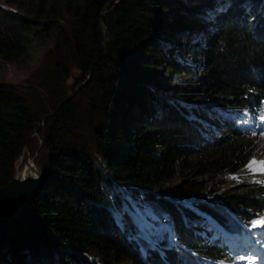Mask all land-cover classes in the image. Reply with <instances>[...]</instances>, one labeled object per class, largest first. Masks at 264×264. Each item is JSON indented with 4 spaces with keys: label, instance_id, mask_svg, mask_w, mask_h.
Wrapping results in <instances>:
<instances>
[{
    "label": "trees",
    "instance_id": "obj_1",
    "mask_svg": "<svg viewBox=\"0 0 264 264\" xmlns=\"http://www.w3.org/2000/svg\"><path fill=\"white\" fill-rule=\"evenodd\" d=\"M220 3L0 1L1 60L55 33L28 84L0 81V186L45 115L44 182L20 215L0 214V264H224L264 245L253 226L264 179L243 173L260 143L242 122L264 117V0ZM198 5L205 14L183 11ZM203 16L216 24L207 42L195 31L182 40ZM73 68L89 78L72 93ZM215 178L225 184L216 206L197 198ZM131 196L155 198L172 220L169 241L141 236Z\"/></svg>",
    "mask_w": 264,
    "mask_h": 264
},
{
    "label": "rangeland",
    "instance_id": "obj_2",
    "mask_svg": "<svg viewBox=\"0 0 264 264\" xmlns=\"http://www.w3.org/2000/svg\"><path fill=\"white\" fill-rule=\"evenodd\" d=\"M215 1L216 3L217 1L221 2L220 3L221 5L219 6L218 4L215 6V8L219 9L220 7L221 9H225L226 7L229 6L228 4L229 0H215ZM201 7L203 6L198 5L194 8L191 7V9L190 8L184 9L183 11L184 13H189L192 15H194L195 13L205 14V11L202 10ZM201 20L202 22L200 26L194 27L192 29L186 28V29L181 30L179 37H182L181 38L182 40L186 39L188 36H192L193 32L195 31V35L199 37L200 41H203L204 39H206L205 42H207L209 36L211 35L209 31L212 30L216 24L212 20V18H205V16H203ZM195 35L191 37V40ZM54 40H55V33L53 29L47 30L46 32L36 33L35 35H33L32 40L29 44V47H28L29 53L23 56L22 59H20L17 62H5L0 59V81H3V80L9 81L11 83H14L18 87L23 88L24 85L28 84L32 80V74L34 72V69L40 63L43 54L46 52V49L54 43ZM181 57L182 59H184L182 61L189 62L190 64L201 61L200 58L191 60L190 58L188 57L186 58L183 55ZM72 70H73L72 76L68 79V81L71 82L74 86L73 91H72L73 93L74 91L78 90L84 82L86 83L89 76H87L86 80L85 79L82 80L83 76L79 72V70L75 68H73ZM162 73H163L162 74L163 76L170 77L169 70L166 69L165 71H162ZM194 80L196 81L198 79H194ZM159 91H161V93L163 94L166 93V90H163L161 88ZM44 117L45 115L39 119V121L37 122L36 129L32 131L27 138V142L24 147V152L17 159L16 164H15V169H16L15 174L16 175L22 176L25 174V172L27 174L31 172V169H28L27 168L28 165L25 164L26 160H30L29 163L31 162V164L33 165L34 169H36V171L39 172L40 170H42L40 169L38 165V161L42 159L45 148L43 147L41 141L39 140L38 128L42 125ZM242 122H244L247 125H251V128L249 129L250 131L255 132V134L257 135V140L260 143L259 144L260 149H259L258 155L255 156L254 159H252L251 163L248 165L247 169L243 173L244 175H249L252 178L255 177L256 175H262L263 176L262 178L264 179V117H259L257 121H253V122L249 121L248 119H246V117H244ZM98 160L103 161V155L99 154ZM176 181L181 182V178H176L175 182ZM126 185L127 184H124L122 186H126ZM224 187H225L224 180H217V178L209 179V184L207 185L203 194L199 195L197 198L202 199V200H207L210 203H212L214 206H216L222 202L221 192L223 191ZM128 188L130 189V187ZM129 189L128 191H130ZM130 198H131V202H133L132 212L136 213L137 217L139 219H142L143 221V223L142 222L140 223L137 219H133L131 209L129 210V214L132 220L135 221L136 225L140 228L141 236L143 238H146L148 240H153L155 242L158 240L163 241L162 239H164L165 241L168 240L169 233L167 229H168L169 223L171 224L172 220H169L167 218V213L165 212L163 213L160 210V207H157L155 205L154 203L155 198L149 200L147 197L141 196L140 201L142 203L135 202L132 196ZM263 214H264V210H263ZM151 215L155 216V220L157 221V223H155L152 220L153 218L150 217ZM210 225L211 224L209 223L208 227H210ZM253 226H254V229H256L259 232L262 229H264V215L262 216V218L256 219V221L253 222ZM230 236L231 234L228 233V235H226L225 238L228 239ZM237 252L238 253L235 254L233 257L235 261H232V262L227 261V262H224V264H256L255 258L248 256V254L244 253L241 250H238ZM251 253L255 256L257 254L260 255L262 253V249L256 246L255 249H253ZM98 260L99 259L97 257H92V258L88 257V260L86 261L85 264H89V263L90 264H102ZM120 264H132V263L122 262Z\"/></svg>",
    "mask_w": 264,
    "mask_h": 264
},
{
    "label": "water",
    "instance_id": "obj_3",
    "mask_svg": "<svg viewBox=\"0 0 264 264\" xmlns=\"http://www.w3.org/2000/svg\"><path fill=\"white\" fill-rule=\"evenodd\" d=\"M102 26L104 37L108 39L107 26L103 23ZM44 178L45 172L42 170L25 177L14 174L5 185L0 186V214L20 215L25 198H32L41 190Z\"/></svg>",
    "mask_w": 264,
    "mask_h": 264
},
{
    "label": "bare ground",
    "instance_id": "obj_4",
    "mask_svg": "<svg viewBox=\"0 0 264 264\" xmlns=\"http://www.w3.org/2000/svg\"><path fill=\"white\" fill-rule=\"evenodd\" d=\"M29 161L30 160H27L26 162H25V164H27L28 165V169H31V172L29 173V174H31V175H34L35 173H36V169H34V167H33V165L31 164V162L29 163ZM26 165V166H27ZM26 170V169H25ZM25 175H28L26 172H25V174L24 175H22L23 177H25Z\"/></svg>",
    "mask_w": 264,
    "mask_h": 264
},
{
    "label": "built area",
    "instance_id": "obj_5",
    "mask_svg": "<svg viewBox=\"0 0 264 264\" xmlns=\"http://www.w3.org/2000/svg\"><path fill=\"white\" fill-rule=\"evenodd\" d=\"M132 211H133V210H131V212H132ZM132 217H133V219H137L140 223H141V222L143 223L142 219H139V218L137 217L136 213L132 212Z\"/></svg>",
    "mask_w": 264,
    "mask_h": 264
}]
</instances>
